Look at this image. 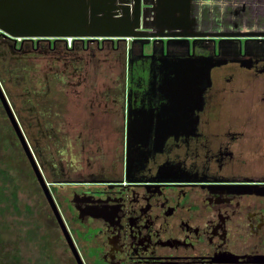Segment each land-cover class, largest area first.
Masks as SVG:
<instances>
[{"label": "flooded vegetation", "instance_id": "flooded-vegetation-1", "mask_svg": "<svg viewBox=\"0 0 264 264\" xmlns=\"http://www.w3.org/2000/svg\"><path fill=\"white\" fill-rule=\"evenodd\" d=\"M169 1L189 37L0 34L44 264H264V0Z\"/></svg>", "mask_w": 264, "mask_h": 264}, {"label": "water", "instance_id": "water-1", "mask_svg": "<svg viewBox=\"0 0 264 264\" xmlns=\"http://www.w3.org/2000/svg\"><path fill=\"white\" fill-rule=\"evenodd\" d=\"M168 2L171 4L169 0H0V34L12 39L128 40L140 45L151 38L156 42L157 38L189 37L185 33L190 27L187 3L168 7ZM0 105L27 154L1 91ZM43 193L50 203L47 191Z\"/></svg>", "mask_w": 264, "mask_h": 264}, {"label": "rangeland", "instance_id": "rangeland-1", "mask_svg": "<svg viewBox=\"0 0 264 264\" xmlns=\"http://www.w3.org/2000/svg\"><path fill=\"white\" fill-rule=\"evenodd\" d=\"M126 43L127 41L123 42L124 47L127 46ZM0 74L5 80L6 76L1 69ZM17 76L19 78L20 74L16 73ZM5 87L11 98L15 93H18V90L12 85H5ZM2 115L3 113L0 111V264H44L40 261L42 258V255L39 254L40 249L43 247L41 252L50 250L45 251L47 247L44 240L39 239L36 232L33 236L28 234V228L24 226V221L27 216V221L36 220L39 225L38 219H40L41 225H45L47 224L44 218L45 212L40 206L36 188L30 182L28 170L21 164L19 153L12 143ZM10 185L16 187L15 210L7 206L6 194ZM25 206L30 208L31 213L34 211L31 216L26 213L23 214ZM48 231L50 229L47 228L46 232ZM55 249L54 247L51 248L52 257H57L60 252L59 249L58 251Z\"/></svg>", "mask_w": 264, "mask_h": 264}, {"label": "trees", "instance_id": "trees-1", "mask_svg": "<svg viewBox=\"0 0 264 264\" xmlns=\"http://www.w3.org/2000/svg\"><path fill=\"white\" fill-rule=\"evenodd\" d=\"M6 190H7V188H6ZM15 190H16V187L15 186H13V185H10V188L7 190V194H6V196H7V202H8V204H7V206L9 207H11L13 210H15V208H16V200H17V197H16V193H15ZM27 208V207H26ZM17 212V211H16ZM27 214V215H29L30 214V211L28 210V209H25L24 208V210H23V214ZM27 217V216H26ZM26 224V227L28 228V229H30L29 228V225H31V221H27V222H24V225ZM28 234L29 235H31L32 234V232L31 231H29L28 230Z\"/></svg>", "mask_w": 264, "mask_h": 264}, {"label": "built area", "instance_id": "built-area-1", "mask_svg": "<svg viewBox=\"0 0 264 264\" xmlns=\"http://www.w3.org/2000/svg\"><path fill=\"white\" fill-rule=\"evenodd\" d=\"M64 40H65V42H66L67 44H69L70 42L73 41V39H70V38H66V39H64Z\"/></svg>", "mask_w": 264, "mask_h": 264}]
</instances>
